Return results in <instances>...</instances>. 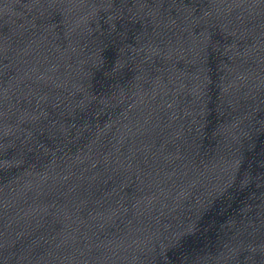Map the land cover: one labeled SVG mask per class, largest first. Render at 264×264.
Masks as SVG:
<instances>
[{"label":"water","instance_id":"1","mask_svg":"<svg viewBox=\"0 0 264 264\" xmlns=\"http://www.w3.org/2000/svg\"><path fill=\"white\" fill-rule=\"evenodd\" d=\"M0 264H264V0H0Z\"/></svg>","mask_w":264,"mask_h":264}]
</instances>
